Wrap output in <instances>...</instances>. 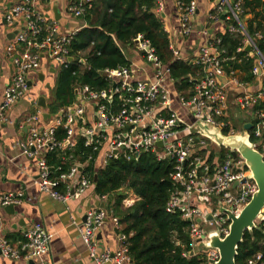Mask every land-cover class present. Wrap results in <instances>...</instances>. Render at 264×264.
<instances>
[{
	"label": "built area",
	"instance_id": "obj_1",
	"mask_svg": "<svg viewBox=\"0 0 264 264\" xmlns=\"http://www.w3.org/2000/svg\"><path fill=\"white\" fill-rule=\"evenodd\" d=\"M48 0H19L5 14L4 21L14 39L6 47V56L13 65V77L7 85L3 102L0 105V121H6V112L16 105L29 88L28 75L41 67L43 57H48L58 66L69 69L78 60L72 55L71 44L76 33L62 34L56 19L45 14L43 3ZM94 0H74L69 5V11L75 18L84 17L92 7ZM241 0H221L216 12L210 20L216 21L220 16L230 22L227 31L241 37V48L249 57H255L256 62L252 73L260 80V87L255 92H241L236 98L237 106L247 112L253 121L252 136L258 140L254 147L264 160V55L260 51L257 40L263 38L260 33L254 37L248 34L240 23ZM181 13V33L189 35L193 29L190 19L196 12L195 1L189 3L177 1ZM237 23L238 25H236ZM139 48L146 54L147 60L156 69L157 81L153 83L134 82L133 73L127 67L106 69L101 74L110 82L109 87L102 90L88 85L78 87L76 96L82 103H89L96 109L97 121L88 126L83 123L85 108L74 105L60 108L55 120L42 126V114L33 115L27 145H23V154L38 157L39 173L35 184L45 194L54 200L66 203L76 194H84L93 184L92 178L82 173L83 167L74 165L68 172L57 177L52 176L45 155L56 148H73L77 134L87 138L86 146H93L97 152L106 143L109 152L104 157L106 165L110 159L119 154L128 153L139 157L143 152L153 151L160 160L171 159L176 162L172 180L180 187L174 193L167 205L169 213L179 211L182 218L190 222L192 247L203 241L206 233L200 228L198 220H203V211L193 205V197L199 202L207 198L209 206H216L210 214L219 236L228 235L229 214L237 216L257 193V185L250 180L243 159L234 158L229 151L226 158L217 164L215 173L206 157L199 154L201 150L211 153L209 131L229 128L228 134H235L227 119L228 89L230 86L242 87L235 71L227 70L220 59L218 45L220 39L203 46L195 61L200 68L191 98H180L183 107L189 109L190 122L185 121L171 108V93L166 87V74L154 48L148 41L138 39ZM250 47V51L247 48ZM224 53V52H223ZM175 55H178L174 51ZM236 56L230 61H235ZM119 103L117 112L109 108L113 103ZM149 121V122H148ZM62 128L66 136L63 141H57L56 130ZM161 142L162 146H158ZM65 185L61 191L60 185ZM235 185H241L239 191ZM24 192L0 193V208L17 206L25 201ZM134 200L126 198L125 207H130ZM207 203V202H206ZM226 210H220L221 207ZM111 219L118 228L119 219L105 210H90L85 222L79 226L80 237L86 246L90 257L97 264H131L126 237L121 235L122 246L117 252L109 250L97 252V232ZM264 225V223H263ZM53 234L41 224H35L26 234V242L19 247L12 246L6 239L0 238V255L14 261L31 262L42 260L50 252ZM194 253V252H193ZM204 264H218L220 253L218 249H208L205 252ZM263 255L257 254L249 264L261 263ZM41 264H52L41 261Z\"/></svg>",
	"mask_w": 264,
	"mask_h": 264
},
{
	"label": "crops",
	"instance_id": "obj_2",
	"mask_svg": "<svg viewBox=\"0 0 264 264\" xmlns=\"http://www.w3.org/2000/svg\"><path fill=\"white\" fill-rule=\"evenodd\" d=\"M71 1L74 0H48L42 5L45 14L57 20L60 26L59 31L62 34H77L83 28L87 27V22L84 18L85 15L82 18H75L70 13L69 5ZM177 1L178 0H157L158 7L156 13L164 22L165 32L170 42V50L175 60L183 61L195 67L198 75L200 68L198 71L195 61L200 49L209 42L219 39L218 37L220 35L225 34L230 22L226 21L223 16H220L216 21L210 20V16L216 12L221 0H194L196 12L190 19V25L193 31L189 35H183L180 28L181 13ZM182 1L185 2V0ZM191 1L193 0H190V2ZM18 2L19 0H0V105L4 99L5 89L11 82L14 72L13 65L6 56V47L14 37L6 27L4 14ZM55 9L58 13L55 12ZM242 13L239 16L240 23L244 29L248 31V26L253 16L251 14L242 16ZM236 25L238 24L236 23ZM257 33L263 36L261 32ZM138 39H143V37L140 35L133 44L120 46L129 65L119 66L117 68H129L133 73L134 82L153 83L157 81L156 69L154 65L147 60L145 56L146 53L139 48ZM128 50L131 51V57L128 56ZM174 51H176L178 55H175ZM72 55L78 60V63L75 64H77L79 71L89 69L86 58L87 52L72 53ZM41 62L40 69L28 75L29 88L25 96L6 112V121H0V193L24 192L26 198L24 202L15 206L13 215L8 213L4 208H0V238L6 239L14 247H19L24 243L23 241L26 240V232L35 224H41L49 233L53 234L50 252L42 257L44 262L52 264H97L90 257L80 237L78 225L81 226L85 222L86 214L90 210L98 209L105 210L109 214L112 213L109 209L112 201L111 196L98 195L93 183L84 194L80 195L75 193L73 195L72 193V196L66 203L54 200L49 195L43 193L35 184L39 173V158L29 157L23 154V145H27L30 134L31 123L29 119L40 112L42 114V126H45L55 120V117L58 115H50L49 110L50 105L55 101V93L60 84V77L64 68L52 62L48 57H43ZM161 64L164 69H169L162 61ZM234 71L238 78L244 80L246 73L236 69H234ZM102 72L103 71L99 72L101 76H103L101 74ZM170 74L171 71L169 69V73L166 74V87L171 93V108L175 113L187 121V119H189V109L181 105L180 98H187L186 95H184L186 93L185 91H187L188 94H193V87L187 90L183 89L184 94H180L177 91L176 82L172 79ZM242 83L245 84L242 87L232 85L228 89L227 119L231 128L235 130V134H225L219 129H213L207 133L210 137L209 142L211 150L215 151L214 153L216 155L221 149H226L232 154L236 153V157H233L245 161L250 180L258 187L251 165L246 158L243 157V147L249 146V144L254 146L250 137L253 121L247 112L241 110L237 106L236 98L241 92L252 93L258 90L260 87V80L255 79L252 83ZM79 86L82 87L84 85L77 84L74 86V101L71 102L72 104L69 103L67 105L74 106L78 104L79 106H83L85 108L83 123L91 126L98 119L96 109L92 104L82 103L78 100L76 89ZM41 99L45 100V108L40 105ZM119 106L118 102H114L112 105H109V108L117 112L120 109ZM46 114H48L47 118L45 116ZM246 124L252 125L251 130H246L244 128ZM78 135L79 134L75 137V143L79 138ZM226 145H233L234 147L231 148ZM255 150L257 151L256 148ZM108 152L109 148L106 143V145L100 148V155L97 161L98 166L101 168L106 166L103 160ZM80 166L83 167L84 170L86 164ZM234 188L239 191L241 185H235ZM127 198L134 201L138 200L137 196L131 192L127 193ZM208 200L211 199L207 198V203L205 200L199 202L196 197H193L192 200L193 205L201 209L204 214L203 220H198V224H200L202 231L206 233V237L203 241H199L197 245L194 246L196 253L200 256H205V252L208 251V249H217L212 247L214 240H223L226 237L219 236L218 229L210 216L213 209H216V206H209ZM220 210L225 212L226 208L222 206ZM240 213L237 216H239ZM231 215L232 214H229L228 217L229 229L232 222ZM262 223H264V208L256 222V228L262 225ZM119 229L120 226L117 228L111 219L105 222L97 232L98 253L106 250L117 252L120 249L122 246V241L120 239L122 234H120ZM42 260L35 259L27 263L6 259L0 255V264H41ZM131 264H133L132 261Z\"/></svg>",
	"mask_w": 264,
	"mask_h": 264
},
{
	"label": "trees",
	"instance_id": "obj_3",
	"mask_svg": "<svg viewBox=\"0 0 264 264\" xmlns=\"http://www.w3.org/2000/svg\"><path fill=\"white\" fill-rule=\"evenodd\" d=\"M190 2V0H185ZM157 0H94L92 7L85 13L87 27L79 31L72 41V53L87 52L89 69L79 71L77 64L63 69L60 84L55 93V101L50 105V115H57L60 108L69 106L74 101V86L88 85L102 90L109 87L110 82L99 74L106 69L128 66L129 62L120 46L133 44L138 36L148 40L155 49L162 63L169 67L171 77L176 82L177 91L184 94L183 89H191L197 80L195 67L176 61L170 50V42L165 32L164 22L156 13ZM242 16H253L248 26V33L254 36L263 34L258 40V47L264 54V0H241ZM236 24V23H235ZM220 59L227 70H238L246 73L244 80L252 83L256 76L252 69L256 58L249 57L241 48V37L228 31L218 37ZM224 52V53H223ZM236 56L235 61H230ZM198 71L199 67L197 66ZM100 79V80H99ZM187 98L193 94L185 91ZM72 104V103H71ZM228 122V119H225ZM229 128L224 129L228 133ZM66 133L62 128L56 130L55 137L61 142ZM79 138L73 148H56L45 155L55 178L68 172L74 165L86 164L83 174L92 178L98 195L111 196L109 209L119 219L120 234L126 237L129 255L133 264H204L205 256H200L192 247L190 222L182 218L177 211L169 213L167 205L180 187L172 180L176 162L171 159L160 160L153 151L143 152L139 157L123 153L110 159L105 167L98 166L100 150L93 151V146H86L87 138ZM253 143L258 140L253 136ZM207 150L199 151L206 157L215 173L217 164L229 153L221 149L217 155ZM97 175V181L94 177ZM65 191V185H60ZM134 193L138 200L130 207L123 202L127 193ZM24 243L26 240L23 241ZM194 252V255H191ZM261 253L264 263V225L247 231L239 245L236 264H249Z\"/></svg>",
	"mask_w": 264,
	"mask_h": 264
},
{
	"label": "water",
	"instance_id": "obj_4",
	"mask_svg": "<svg viewBox=\"0 0 264 264\" xmlns=\"http://www.w3.org/2000/svg\"><path fill=\"white\" fill-rule=\"evenodd\" d=\"M56 12V9H55ZM58 13V12H56ZM224 18V17H223ZM250 47L247 51H250ZM77 94V92H76ZM79 99V98H78ZM40 105L46 107L45 100L41 99ZM46 118L48 114L45 115ZM246 130H251L252 125L246 124L244 126ZM221 143V142H220ZM240 144V143H239ZM158 146H162L159 142ZM233 148V145H226ZM236 157V153L232 154ZM243 157L250 163L251 169L258 183V191L253 196L250 203L243 209L239 216L231 215V226L229 234L223 240H214L212 247L217 248L220 253V261L218 264H236V256L238 253L239 245L244 239V235L247 231H251L256 228L257 220L264 208V160L262 155L255 150L252 144L243 147ZM94 181H97V175H95ZM11 215L15 212V206H8L4 208ZM191 255H194L192 253Z\"/></svg>",
	"mask_w": 264,
	"mask_h": 264
},
{
	"label": "rangeland",
	"instance_id": "obj_5",
	"mask_svg": "<svg viewBox=\"0 0 264 264\" xmlns=\"http://www.w3.org/2000/svg\"><path fill=\"white\" fill-rule=\"evenodd\" d=\"M135 49H136V48H135ZM136 50H137V49H136ZM136 50H135V51H136ZM128 56H130V57L132 56V54H131V51H129V50H128ZM132 58H133V57H132ZM188 118H189V117H188ZM190 121H191V119H190V118H189V119H187V122H190Z\"/></svg>",
	"mask_w": 264,
	"mask_h": 264
},
{
	"label": "bare ground",
	"instance_id": "obj_6",
	"mask_svg": "<svg viewBox=\"0 0 264 264\" xmlns=\"http://www.w3.org/2000/svg\"><path fill=\"white\" fill-rule=\"evenodd\" d=\"M241 139V138H240ZM244 141V140H243ZM245 143H246V141H245Z\"/></svg>",
	"mask_w": 264,
	"mask_h": 264
}]
</instances>
